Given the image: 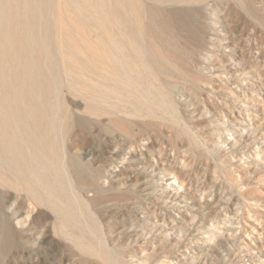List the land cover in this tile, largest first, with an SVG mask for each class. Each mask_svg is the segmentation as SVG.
I'll list each match as a JSON object with an SVG mask.
<instances>
[{
	"label": "bare ground",
	"instance_id": "obj_1",
	"mask_svg": "<svg viewBox=\"0 0 264 264\" xmlns=\"http://www.w3.org/2000/svg\"><path fill=\"white\" fill-rule=\"evenodd\" d=\"M260 9H264V0H0V259L19 247L38 225L47 226L46 243L53 249L58 247L54 236L71 234L68 222L72 217V222H77L85 201L76 192L64 189L69 168L80 186L93 191L87 196L97 205L108 199V190L141 173L149 163L160 170V176L163 172L179 182L183 193L178 194L186 196L188 190L177 170L184 168V160L177 157L178 161L177 152L169 150L164 140L180 133L158 118L166 111L177 110L180 101L174 90L180 77L203 78L206 83L201 87H210L208 81L213 84L211 88H220L223 83L214 78L218 75L209 72L222 60L220 56L231 61L232 54L243 55L238 41L243 39L240 22L264 33V18L259 25L251 24L263 14ZM181 88L186 90L184 85ZM236 88L241 92L237 98L248 101L247 89ZM215 90L205 92L213 108L219 104ZM186 95L196 102L198 113L202 112L200 106L208 109L196 94L186 91ZM220 95L230 97L224 92ZM65 96L72 101L68 103ZM246 106L239 102L231 111L238 125L254 127L264 122V114L253 118L243 110ZM74 121L87 122L126 141L120 156L105 168L106 179H97L80 155L67 153L65 128ZM189 137L190 141L179 138L185 147L184 156L202 149L205 140L194 141L191 134ZM221 137L212 139L220 141ZM150 139L155 149L145 143ZM109 148L116 149V144L110 143ZM260 155L257 151L256 159ZM247 156L254 157L251 153ZM130 159L137 163L122 168L120 163ZM169 161L174 164H167ZM252 163L242 166L251 167ZM233 175L239 177L241 173ZM254 191H235L231 200L230 196L216 199L248 207L244 197ZM175 197L180 200V196ZM43 205L51 212L40 210ZM236 208L232 207L233 211L237 212ZM175 209L161 211L165 224L175 225L190 217L183 207ZM154 218L157 222L162 219L157 215ZM211 222L212 227H199L200 234L174 251L171 264L206 250L205 232L221 228V223ZM67 227L70 232L65 231ZM233 228H228V236L245 241L248 231L238 235L239 228ZM68 237L83 251L88 249L110 264H119L101 244L83 245L80 235L75 241ZM78 253V259L84 257Z\"/></svg>",
	"mask_w": 264,
	"mask_h": 264
},
{
	"label": "rangeland",
	"instance_id": "obj_2",
	"mask_svg": "<svg viewBox=\"0 0 264 264\" xmlns=\"http://www.w3.org/2000/svg\"><path fill=\"white\" fill-rule=\"evenodd\" d=\"M260 12L263 14H260V17H255V23L252 21L251 24L259 25L260 18H264V9H260ZM239 25L243 39L238 41L239 45L243 47V55L232 54L234 59L237 58L236 61H233L234 59L227 61L223 56H220L222 60L216 62L212 71L209 72L212 76L218 75L214 78L223 83L220 88L216 90L211 88L213 84L208 81L207 84L210 87H201V83H206L203 78H196L197 81L195 78L188 80V78L180 77L177 83L179 85L176 86L178 89L174 90L180 101L177 110L166 111L165 116L160 115L158 118L159 121L171 124L180 133V135L164 140L169 150L177 152L175 157L184 160V168L177 170L188 190L186 196L179 195L183 193L179 190V182H175L170 175L165 176L163 172L160 176V170L149 163L150 165L147 164L146 168L141 169V173L135 174L131 179H126V182L118 185L116 189H112L113 191L108 190V199L99 201L97 205L92 203L87 196L93 191L88 190V186H80L69 168L67 172L69 177H66L68 186L65 184L64 189L66 187L67 190L76 192L85 202L80 205L81 214L79 213L77 216V222H72V217L71 222L68 219L71 226L68 224L66 226L71 227L70 229L73 231L71 234L75 233V229L77 232L81 230L80 234L75 233L76 237L68 232H64L65 235L61 233L63 237L57 234L59 236H54V239L56 244L58 243V247L53 249L46 243L49 237L47 226L38 225L37 229L40 231L38 232L36 229L31 235L24 237L20 246L17 247L18 251L16 248L2 257L0 264H88L89 262V264L94 262L110 264V261L100 255L95 254L97 255L95 256L90 250L87 249L88 252H86L76 244L74 245L72 239H67L68 235L74 241L80 235L79 239L83 245H93L94 243L97 246L101 244V247L110 252L111 258L118 259L119 264H171L170 259L173 257L174 251L181 244L188 243L193 239L196 233L200 234L198 229L205 225L212 227V220L218 225L221 223V228L216 232L211 228L205 232L207 235L205 237L206 250L198 251L199 255L192 253L190 259L183 261L184 263L179 261L177 264H264V133H262L264 122L258 123L254 127H244L238 125L231 114L233 108H236L234 106L239 102L248 105L243 110L253 118L256 115L264 114V33L252 29L242 22ZM228 71H232V73H228ZM242 80L245 82L242 83ZM182 84L186 90L181 88ZM238 86L247 89L248 101L237 98V93H241L236 88ZM207 90L218 92L215 95L216 101L219 103L216 108H213V105L205 99ZM186 91L196 94L195 96L201 99V103L208 104V109L205 111L203 106H200L202 112L195 111L197 104L186 95ZM221 92L228 93L230 97L221 96ZM65 98L68 103L72 101L70 96H65ZM234 116H237L236 111ZM188 125L191 132L188 130ZM236 126L243 128L244 131H239L235 128ZM65 129L67 153L80 155V158H84L88 162V166L92 167L91 170L97 173H95L97 179L101 177L100 180L106 179L105 168L120 156L126 146V141L116 135L105 133L87 122L74 121ZM214 130L222 133L213 132ZM225 130H229L230 133ZM189 134L193 136L194 141L196 138L198 141L205 140L201 142L202 149L196 148L191 154L184 156L182 153H185V147L180 144L179 138L183 137L184 140L190 141ZM220 135H223L220 141L212 139L214 136ZM112 142L116 144V149L109 148V144ZM145 143L151 149L156 148L151 139ZM257 151L261 155L256 159ZM249 153L254 157L247 156ZM210 159L214 160V163L212 161L211 165H207L206 162ZM251 160L253 167L243 168L242 165ZM127 163L133 165L137 161L130 159L129 162H121V167L125 168L124 165ZM168 163L171 164L170 161ZM176 165H179V162ZM232 173H241V175L236 177ZM248 189L256 190L248 192L244 197L248 199L250 204L248 207L242 204L240 206H238L239 204H223L222 201L216 199L220 196L228 199L230 196L229 200H231L235 191ZM175 196H180V200ZM46 206L43 205L40 210L49 212L50 210ZM236 206L237 212L232 209ZM175 207L176 209L183 207L184 210L189 211L190 217L187 216L184 221L181 220L175 225L165 224L164 214L161 211L166 212L168 208L175 209ZM155 215L162 219L157 222L154 218ZM86 216L88 217L86 218ZM20 217L22 216H18V218ZM16 227L22 229L17 224ZM229 227L239 228L238 235H243L244 230L248 231L244 237L245 241L228 236ZM50 228L53 230L52 225ZM241 228L243 232H240ZM70 229L65 231L70 232ZM66 233H68L67 236ZM78 251L84 255V257L81 256V259H78L79 255L75 256Z\"/></svg>",
	"mask_w": 264,
	"mask_h": 264
}]
</instances>
